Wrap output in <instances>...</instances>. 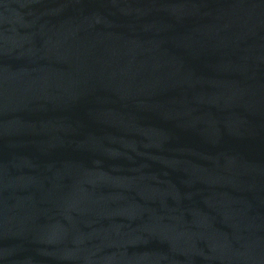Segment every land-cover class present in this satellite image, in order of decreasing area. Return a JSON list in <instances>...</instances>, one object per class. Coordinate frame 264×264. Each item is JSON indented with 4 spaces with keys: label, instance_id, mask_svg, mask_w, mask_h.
<instances>
[{
    "label": "water",
    "instance_id": "95a60500",
    "mask_svg": "<svg viewBox=\"0 0 264 264\" xmlns=\"http://www.w3.org/2000/svg\"><path fill=\"white\" fill-rule=\"evenodd\" d=\"M0 264H264V0H0Z\"/></svg>",
    "mask_w": 264,
    "mask_h": 264
}]
</instances>
